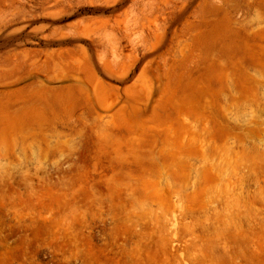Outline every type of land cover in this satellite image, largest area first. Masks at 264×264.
Masks as SVG:
<instances>
[{
  "label": "rangeland",
  "instance_id": "obj_1",
  "mask_svg": "<svg viewBox=\"0 0 264 264\" xmlns=\"http://www.w3.org/2000/svg\"><path fill=\"white\" fill-rule=\"evenodd\" d=\"M0 264H264V0H0Z\"/></svg>",
  "mask_w": 264,
  "mask_h": 264
},
{
  "label": "bare ground",
  "instance_id": "obj_2",
  "mask_svg": "<svg viewBox=\"0 0 264 264\" xmlns=\"http://www.w3.org/2000/svg\"><path fill=\"white\" fill-rule=\"evenodd\" d=\"M218 1H219V0H218ZM157 9H158V8H157ZM150 10H152V9H150ZM160 10H161V9H160ZM153 11H154V10H153ZM146 13H147V11H146ZM146 13H145V15H146ZM151 13H152V12H151ZM143 14H144V13H143ZM147 14H148V13H147ZM150 15H151V14H150ZM160 15H161V14H160ZM153 16H154V15H153ZM135 19H136V18H135ZM137 19H138V18H137ZM163 19H164V18H163ZM135 22H136V20H135ZM156 25H157V24H156ZM146 27H147V26H146ZM160 28H161V27H160ZM156 29H157V28H156ZM123 30H124V29H123ZM127 34H128V33H127ZM125 38H126V37H125ZM99 41H100V40H99ZM190 186H191V185H190ZM174 196H175V195H174ZM178 202H179V200H178ZM177 204H178V203H177ZM176 212H177V211H176ZM176 212H175V213H176ZM173 213H174V212H173ZM171 215H172V214H171ZM172 217H173V215H172ZM173 218H174V217H173ZM171 219H172V218H171ZM171 219H170V220H171ZM168 220H169V219H168ZM174 220H175V219H174ZM174 220L172 221V224H170V226L173 227V229H174V226L176 225V223H175L176 221H174ZM172 225H173V226H172ZM174 230H175V229H174ZM172 233H173V232H172ZM174 234H175V233H174ZM174 234H173V235H174Z\"/></svg>",
  "mask_w": 264,
  "mask_h": 264
}]
</instances>
